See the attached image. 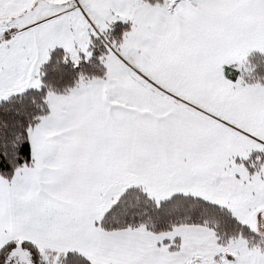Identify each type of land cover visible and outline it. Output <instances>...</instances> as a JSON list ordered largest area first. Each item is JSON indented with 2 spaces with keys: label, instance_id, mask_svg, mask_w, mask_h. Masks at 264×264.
<instances>
[{
  "label": "snow or ice",
  "instance_id": "6c2138e0",
  "mask_svg": "<svg viewBox=\"0 0 264 264\" xmlns=\"http://www.w3.org/2000/svg\"><path fill=\"white\" fill-rule=\"evenodd\" d=\"M0 264H264V0H0Z\"/></svg>",
  "mask_w": 264,
  "mask_h": 264
}]
</instances>
